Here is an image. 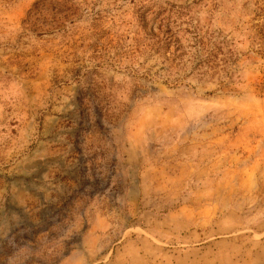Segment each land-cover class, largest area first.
I'll use <instances>...</instances> for the list:
<instances>
[{
  "label": "rangeland",
  "instance_id": "rangeland-1",
  "mask_svg": "<svg viewBox=\"0 0 264 264\" xmlns=\"http://www.w3.org/2000/svg\"><path fill=\"white\" fill-rule=\"evenodd\" d=\"M0 264H264V0H0Z\"/></svg>",
  "mask_w": 264,
  "mask_h": 264
}]
</instances>
